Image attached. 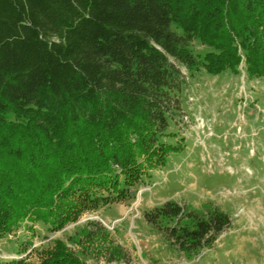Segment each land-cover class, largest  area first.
I'll return each mask as SVG.
<instances>
[{"label": "trees", "instance_id": "1", "mask_svg": "<svg viewBox=\"0 0 264 264\" xmlns=\"http://www.w3.org/2000/svg\"><path fill=\"white\" fill-rule=\"evenodd\" d=\"M241 63L264 80V0H0V239L22 224L59 231L134 198L186 146L190 78L241 74ZM143 216L188 258L231 226L219 208L175 200ZM90 223L70 237L80 250L55 238L36 264L123 258Z\"/></svg>", "mask_w": 264, "mask_h": 264}, {"label": "rangeland", "instance_id": "2", "mask_svg": "<svg viewBox=\"0 0 264 264\" xmlns=\"http://www.w3.org/2000/svg\"><path fill=\"white\" fill-rule=\"evenodd\" d=\"M239 68L241 74L203 70L190 78L180 129L186 146L135 185L134 198L87 211L59 231L22 224L0 239V259L27 256L36 264L55 238L78 251L70 237L95 221L110 232L109 248L120 246L124 257L110 261L103 250L86 264H264V80H248L244 63ZM168 200L193 210L219 208L231 226L213 247L188 258L144 220L146 210Z\"/></svg>", "mask_w": 264, "mask_h": 264}]
</instances>
